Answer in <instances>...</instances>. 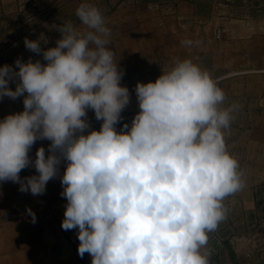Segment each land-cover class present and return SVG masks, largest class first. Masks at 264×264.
Instances as JSON below:
<instances>
[{
  "label": "clouds",
  "instance_id": "1",
  "mask_svg": "<svg viewBox=\"0 0 264 264\" xmlns=\"http://www.w3.org/2000/svg\"><path fill=\"white\" fill-rule=\"evenodd\" d=\"M75 14L83 27L53 25L55 47L24 39L46 63L17 58L0 67V99L24 96L23 111L0 120V182L37 196L59 176L61 227L78 230V255L88 253L91 264H211L209 236L227 218L225 200L246 185L225 138L236 105L222 106L226 94L208 70L177 59L155 82H137L140 111L118 132L130 92L111 31L91 3ZM89 109L102 124L85 134ZM38 140L50 144L33 160ZM29 167L37 174L22 178Z\"/></svg>",
  "mask_w": 264,
  "mask_h": 264
},
{
  "label": "crops",
  "instance_id": "2",
  "mask_svg": "<svg viewBox=\"0 0 264 264\" xmlns=\"http://www.w3.org/2000/svg\"><path fill=\"white\" fill-rule=\"evenodd\" d=\"M85 2L103 13L111 31L109 47L118 67L125 72L121 85L128 87L130 103L116 125L118 132L124 123L130 125L140 111L137 82H155L177 59H191L208 70L214 79H219L222 89L228 81L232 90L245 81L247 91L264 92V9L239 13L213 0H0V67H15L17 58L46 63L42 54L25 47L24 39L43 37V50L55 47L60 33L52 26L72 22L82 28L75 13ZM218 29L222 30L221 37L217 36ZM186 40L193 43L186 46L182 43ZM256 76H262L261 83L252 81ZM87 119L90 128L85 134L100 130L102 121L96 120L93 110L87 111ZM238 126L236 118L230 127L234 130L230 145L236 146L232 154L239 151ZM255 141L254 145H264L262 140ZM35 153L32 147L29 155L33 160ZM65 167L66 162H62L60 175ZM250 169L254 172L247 174L244 169V176L261 175L254 166ZM26 170L37 174L34 167ZM28 174L21 172L20 176ZM18 189L17 183L0 182V213H5L0 214V264H91L88 253L83 258L78 255V230L65 231L61 227L67 200L61 196L59 176L47 183L43 195L33 196ZM27 208L35 213V223ZM47 208L54 210V216L44 220ZM208 247L211 248L209 242Z\"/></svg>",
  "mask_w": 264,
  "mask_h": 264
},
{
  "label": "rangeland",
  "instance_id": "3",
  "mask_svg": "<svg viewBox=\"0 0 264 264\" xmlns=\"http://www.w3.org/2000/svg\"><path fill=\"white\" fill-rule=\"evenodd\" d=\"M213 1L232 6L239 13L245 12V9H264V0ZM261 78L262 76H256L252 81L258 84L262 82ZM229 83L226 82L223 89L226 94L224 105L234 104L238 107L237 112L233 113V121L236 118L238 120L239 151L235 150L236 153L232 154L236 147L230 145V138H234L232 129L227 131L225 137L228 151L238 159L241 171L246 169L245 172L250 174L254 172L250 169L254 166L255 172L260 171L261 175L244 176L245 187L225 200L227 218L209 236V244L213 250L211 264H264V145L252 143L253 140H262L264 143V92L247 91L245 81L242 85L236 84L232 90ZM8 86L15 90L16 84L9 82ZM23 99L24 96L16 100L8 97L0 99L1 120L9 114L22 112ZM49 144L48 140H38L33 148L37 150L43 146L47 154ZM241 166L249 168L242 169ZM21 172L33 175L32 171L26 169ZM247 187L250 188L248 192L244 191Z\"/></svg>",
  "mask_w": 264,
  "mask_h": 264
},
{
  "label": "built area",
  "instance_id": "4",
  "mask_svg": "<svg viewBox=\"0 0 264 264\" xmlns=\"http://www.w3.org/2000/svg\"><path fill=\"white\" fill-rule=\"evenodd\" d=\"M222 35V30L218 29L217 30V36L220 37ZM218 84H219V79H215ZM0 120H1V112H0ZM54 216V211L51 208H47L46 209V213L44 214V220L48 219L49 217H53Z\"/></svg>",
  "mask_w": 264,
  "mask_h": 264
}]
</instances>
